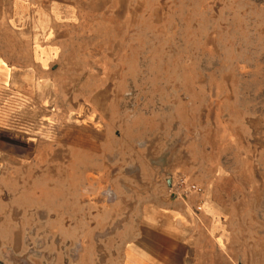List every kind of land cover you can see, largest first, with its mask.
Wrapping results in <instances>:
<instances>
[{"label":"rangeland","instance_id":"rangeland-1","mask_svg":"<svg viewBox=\"0 0 264 264\" xmlns=\"http://www.w3.org/2000/svg\"><path fill=\"white\" fill-rule=\"evenodd\" d=\"M26 2L34 27L8 39L19 37L26 59L34 37L49 49L38 69L54 92L53 132L89 147L99 122H110L118 156L132 144L131 164L146 159L157 181L185 175L209 193L213 213L200 216L197 252L170 226L154 230L132 213L131 253L106 252L110 244L82 253L75 240L38 234L21 264H264V0ZM117 176L121 187L140 186L137 170ZM52 218L58 224L59 212Z\"/></svg>","mask_w":264,"mask_h":264},{"label":"crops","instance_id":"crops-1","mask_svg":"<svg viewBox=\"0 0 264 264\" xmlns=\"http://www.w3.org/2000/svg\"><path fill=\"white\" fill-rule=\"evenodd\" d=\"M13 5L10 15L6 0H0V264H21L20 255L29 253L38 234L75 240L82 253H98L107 244L106 252L131 253L138 246L131 233L135 227L128 223L132 213L154 230L170 226L183 241L187 239L191 252H197L203 230L200 216L207 221L213 213L209 193L192 194L187 200L172 196L169 180L157 181L158 171L146 159L137 167L131 164L139 158L125 153L132 144L118 156L110 122H99L95 127L99 134L89 147L63 131L54 133V92L44 75L47 70L38 69V64L48 63L49 49L39 50L34 37L33 52L26 59L19 37L10 42L8 36L34 27L37 17L26 0H13ZM31 14L33 19L28 18ZM9 44L16 47L13 53L6 50ZM135 170L139 188L132 189L130 182L121 187L117 175ZM108 187L115 193L114 201L106 195ZM58 194L59 201L54 200ZM133 201L138 202L135 209ZM202 203L204 210L194 214V206ZM54 211L59 212L58 224H53ZM114 237L116 242L102 241Z\"/></svg>","mask_w":264,"mask_h":264},{"label":"built area","instance_id":"built-area-1","mask_svg":"<svg viewBox=\"0 0 264 264\" xmlns=\"http://www.w3.org/2000/svg\"><path fill=\"white\" fill-rule=\"evenodd\" d=\"M169 191L175 198L185 200L191 194H198L201 195L204 192L202 186L197 183L192 182L188 179L185 175L179 174L175 177L169 179ZM108 197H111V192L107 193ZM202 205L198 204L195 206L196 213L201 211Z\"/></svg>","mask_w":264,"mask_h":264}]
</instances>
